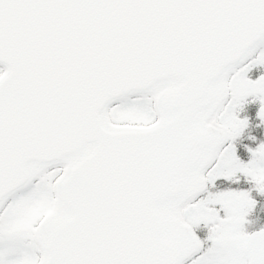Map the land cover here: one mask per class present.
Segmentation results:
<instances>
[{
  "label": "snow or ice",
  "instance_id": "6c2138e0",
  "mask_svg": "<svg viewBox=\"0 0 264 264\" xmlns=\"http://www.w3.org/2000/svg\"><path fill=\"white\" fill-rule=\"evenodd\" d=\"M0 264H264V0H0Z\"/></svg>",
  "mask_w": 264,
  "mask_h": 264
}]
</instances>
